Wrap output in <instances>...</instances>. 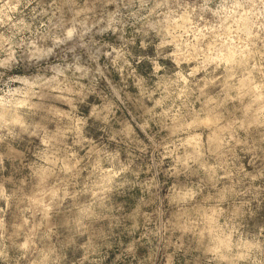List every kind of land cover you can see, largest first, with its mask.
Instances as JSON below:
<instances>
[{
    "label": "rangeland",
    "instance_id": "1",
    "mask_svg": "<svg viewBox=\"0 0 264 264\" xmlns=\"http://www.w3.org/2000/svg\"><path fill=\"white\" fill-rule=\"evenodd\" d=\"M0 264H264V0H0Z\"/></svg>",
    "mask_w": 264,
    "mask_h": 264
},
{
    "label": "bare ground",
    "instance_id": "2",
    "mask_svg": "<svg viewBox=\"0 0 264 264\" xmlns=\"http://www.w3.org/2000/svg\"><path fill=\"white\" fill-rule=\"evenodd\" d=\"M231 58V57H230Z\"/></svg>",
    "mask_w": 264,
    "mask_h": 264
}]
</instances>
